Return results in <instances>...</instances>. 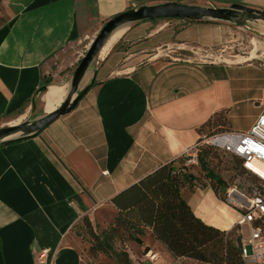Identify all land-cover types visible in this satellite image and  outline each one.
Returning <instances> with one entry per match:
<instances>
[{
	"label": "crops",
	"instance_id": "0c3cea01",
	"mask_svg": "<svg viewBox=\"0 0 264 264\" xmlns=\"http://www.w3.org/2000/svg\"><path fill=\"white\" fill-rule=\"evenodd\" d=\"M167 2L264 11V0H1L0 124L32 113L33 101L48 113L46 92L37 95L38 89H67L53 68H63L79 49L77 63L81 47L87 50L108 20ZM178 22L117 30L99 57L94 85L71 113L33 137L0 145V264H82L72 228L83 216L103 209L117 214L112 198L204 136L230 131L238 118L248 124L235 132L254 124L263 109L264 66L156 55L158 49L173 54L214 43L201 23L175 33ZM149 52L154 57L147 58ZM219 117L224 125L215 121ZM182 196L203 223L233 230L238 213L209 183L184 189ZM146 231L140 244L127 247L130 257L138 255L140 264L187 261L173 258ZM146 253L156 261L148 262Z\"/></svg>",
	"mask_w": 264,
	"mask_h": 264
},
{
	"label": "trees",
	"instance_id": "16d2710c",
	"mask_svg": "<svg viewBox=\"0 0 264 264\" xmlns=\"http://www.w3.org/2000/svg\"><path fill=\"white\" fill-rule=\"evenodd\" d=\"M222 119L219 117L215 121L224 125ZM211 124L212 122L209 126ZM200 142L201 139L198 143ZM196 149L198 164L207 174L210 170L207 168L206 155L210 150H218L209 145H198ZM185 162L186 157L183 155L164 163L112 198L111 203L117 214L113 223L100 234L93 231L87 216H83L72 230L82 222L89 228V236L93 242L91 250L100 253L113 250L114 240L119 239V230H126L130 234L128 239L138 244L146 235V230H150L151 236L163 244L175 259L202 264H244L240 237L235 231H220L206 225L194 215L183 198L184 189L192 190L202 183L200 177ZM239 163L241 170L246 173L241 160ZM207 179L215 194L222 200L226 190L224 182L221 179ZM249 181H255V178L251 177ZM219 189H222V196ZM124 257L125 264H130L128 255L124 254Z\"/></svg>",
	"mask_w": 264,
	"mask_h": 264
},
{
	"label": "rangeland",
	"instance_id": "374dc122",
	"mask_svg": "<svg viewBox=\"0 0 264 264\" xmlns=\"http://www.w3.org/2000/svg\"><path fill=\"white\" fill-rule=\"evenodd\" d=\"M1 14V13H0ZM172 19H164V20H152L151 25L156 26L160 23H169ZM179 20V24L175 27V33L180 30H185L189 25H195L196 23H201L207 33L215 38V41L212 45L206 48H199L194 50H184L178 51L173 54L162 49H158L156 55H161L166 60H171L170 58H178V59H197L198 61H212L216 63H258L264 66V22H255L248 25L247 28L236 27L229 23L224 22H215V21H197L191 22L187 20ZM3 19L0 15V25ZM140 23L129 25L127 28L135 27ZM157 28V27H156ZM148 31H146L147 33ZM256 47V48H255ZM79 50V49H77ZM76 50V51H77ZM81 52L84 55L86 50L81 47ZM112 50V48H111ZM165 50V49H164ZM76 51H72L68 54L67 59L65 60L67 63L70 62L72 65H67L64 62L59 63L53 68V71L60 75L59 83L60 86H69V81L71 79L72 73L75 70L78 62L75 63L74 59H77L78 54ZM153 52V51H152ZM152 52L147 53V58L154 57ZM180 53V54H179ZM252 53L256 54V57L250 59ZM169 56V57H168ZM249 58V59H248ZM79 59V58H78ZM100 61L97 59V62ZM98 66L97 63H94L91 69L85 75L80 88L86 86L92 76V71ZM62 69V70H60ZM60 71V74L59 72ZM65 84V85H64ZM45 97V95H44ZM42 106L41 104L35 107V110L32 113L29 112L25 115L23 119H19V121L32 120L35 118H39L43 116ZM7 122L0 124V127L8 126ZM248 121L244 118H238L234 123L231 124L230 131H238L243 128H247ZM206 163L207 168L212 171L215 175L221 179L226 185V189L236 186L238 190L244 191L247 188L248 181L251 177L244 173L240 168L239 159L232 157L227 154H223L219 151L210 150L206 155ZM191 170L193 173L197 174L200 177L202 182L209 183L207 179V174L199 164L191 166ZM219 194L222 196V189H219ZM220 199V198H219ZM109 209V208H108ZM110 210V209H109ZM111 210L107 211L106 209L100 210L96 213V215L87 216L90 224L92 226L93 231L97 234H100L101 231L106 229L110 224L113 223V220L116 216L111 214ZM246 231V229H244ZM72 233L74 237L77 239L79 243V247L82 253V264H125L124 254L128 255V261L130 264H140L138 255H134L135 257H130L128 253L127 247L130 245L132 248L136 247L133 244L136 243L134 241H130L128 236L130 235L126 230H119V239H115L113 243V250L108 253H100L95 250H91L92 238L89 236V228L85 227L82 222H80L73 230ZM127 251V252H125ZM133 251V250H132ZM139 251H141L139 249ZM125 252V253H124ZM179 262V261H176ZM181 264H202L197 263L192 260L180 261Z\"/></svg>",
	"mask_w": 264,
	"mask_h": 264
},
{
	"label": "water",
	"instance_id": "95a60500",
	"mask_svg": "<svg viewBox=\"0 0 264 264\" xmlns=\"http://www.w3.org/2000/svg\"><path fill=\"white\" fill-rule=\"evenodd\" d=\"M164 19H180L191 22L215 21L247 28L251 23L264 22V11L238 4H232L229 7H217L215 5H195L180 2L141 5L137 8L127 9L108 20L99 30L73 71L67 95L59 106L39 118L0 127V145L33 137L58 118L71 113L76 108L79 100L94 85L96 72L93 70V76L89 83L80 88L85 75L92 65L97 63L101 49L115 30L132 24ZM46 91L47 86H43L38 89L37 95ZM34 107L35 101L32 102L33 110ZM207 177L214 181L219 179L212 171L207 173Z\"/></svg>",
	"mask_w": 264,
	"mask_h": 264
},
{
	"label": "built area",
	"instance_id": "2783aa9c",
	"mask_svg": "<svg viewBox=\"0 0 264 264\" xmlns=\"http://www.w3.org/2000/svg\"><path fill=\"white\" fill-rule=\"evenodd\" d=\"M261 105L262 112L248 131H225L204 136L184 155L186 165H197V146L209 145L240 159L246 174L255 178V181H248L244 191L238 190L236 186L226 189L222 199L238 213L233 230L240 237L244 264H264V100ZM45 253L42 251L38 259L41 260ZM144 256L150 263L156 261L154 254L146 253Z\"/></svg>",
	"mask_w": 264,
	"mask_h": 264
},
{
	"label": "bare ground",
	"instance_id": "6f19581e",
	"mask_svg": "<svg viewBox=\"0 0 264 264\" xmlns=\"http://www.w3.org/2000/svg\"><path fill=\"white\" fill-rule=\"evenodd\" d=\"M125 27H127V26L118 28L117 30L125 28ZM117 30H115L113 33H115ZM120 33H121V31H118V32H116L113 35L111 34V36L109 37V40L106 42V44L104 45V47L101 49V51L99 53V57L100 58L104 56V54L107 51L108 47L118 38ZM255 57H256V54L252 53L249 58L253 59ZM49 88H48V90L45 93L46 95L44 94L45 95L44 102H45V111L46 112L54 110V108L56 106H59V104L64 100V98L66 97L67 92H68V86H67V89L64 88V87H52L49 90ZM19 122H21V121H19ZM19 122H16V123H19Z\"/></svg>",
	"mask_w": 264,
	"mask_h": 264
}]
</instances>
